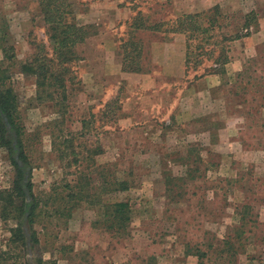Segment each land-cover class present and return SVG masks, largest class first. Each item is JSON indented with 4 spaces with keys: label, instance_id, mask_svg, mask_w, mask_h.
<instances>
[{
    "label": "rangeland",
    "instance_id": "1",
    "mask_svg": "<svg viewBox=\"0 0 264 264\" xmlns=\"http://www.w3.org/2000/svg\"><path fill=\"white\" fill-rule=\"evenodd\" d=\"M4 1H7L8 5L3 6V12L11 11L12 17H15L12 24L14 33H19L25 28L29 31L28 35L30 34L29 42L31 39L45 41L37 0ZM73 1L78 22L93 26L92 32L98 34L91 40L94 43V54H90L91 58H82L83 60L75 65L80 78L92 69L93 65L101 63L99 52L104 44L102 40L107 39L103 36L105 30L110 27L108 21H105L107 16L103 18L96 11L89 16L87 0ZM124 1L133 4L132 7L141 12L149 25L163 22L157 36L138 34V38H135L145 47L141 60L143 68L153 66L157 57L163 58L160 53L163 47L171 46L173 56L169 72L177 69L181 63L178 53L183 45L181 36L185 47L187 38L182 34L163 32L174 23L177 15L169 7L160 6L156 0ZM257 1L259 0H238V6L231 11L223 7L221 17L215 15L212 10L205 11L204 19H216L209 33L212 38L205 46V51L213 50L215 54L213 53L212 58H209L210 55L201 56L200 65L194 70H185L182 81L175 80L170 83L177 91L170 109L152 110V120L140 121L139 117H132L133 124L145 126L146 132L142 134V138L138 137V131L133 135L129 134L127 138L114 141L101 132L111 131L117 126L111 122L100 123H104V126L99 130L98 141L104 147V153L97 158L98 163H114L118 177L128 179L132 184L129 191L117 196V200H127L132 210L129 236L125 239H110L101 227L93 228L91 223L98 217V208L83 206L74 211L67 222L54 220L44 223L46 227L43 230L39 228L40 242L34 251L35 256L54 261L55 264H196V258L184 255L186 243L193 250L203 244L200 248L205 250L204 245H210L214 241L216 243L227 234L235 236L236 231L240 229L241 219L244 218L248 231V234L242 236L241 242L244 246L238 248L239 255L235 262L229 263L231 258L227 257L224 264H258L261 262L259 259L264 261V255L261 256L264 251V154L256 152L259 148H264V105L258 101L257 106H251L249 102H244L248 97L245 99L242 95L233 100L228 95V91L238 83L236 74L241 72L243 67L255 68L259 56H264V38L260 37L255 41L254 54L244 52L247 45L252 43L246 45L245 42L235 39L237 35L243 36L242 38L250 36L259 28L255 23L250 24L248 28L242 26L243 16L254 13L251 7ZM81 2L83 5L77 4ZM227 7L230 8V4ZM22 17L31 19L28 27L18 25L22 22ZM99 17L104 20L96 25L94 21L97 22ZM126 31V25L121 24L114 28L108 38L119 46L120 39L125 41L127 37ZM196 36L198 38L190 42L192 49L201 41L197 34ZM22 37H15L14 42L17 63L25 61L32 52L27 43L21 42ZM175 37H180V42L174 41ZM26 41L28 42V39ZM251 46L253 47V44ZM220 50L224 51L228 63L216 68L214 72L213 61ZM0 60H3L2 54ZM229 63L234 67L240 66V70L234 72ZM12 65L5 63L9 68V84L16 93L22 122L27 132L31 133L52 116L47 109L32 105L35 94L33 79L23 74L18 64ZM259 66L264 70V62L261 61ZM222 68L225 69L224 74L220 72ZM263 70L255 76L262 75ZM204 76H208L206 80H203ZM114 79H107L103 101H91L94 113L99 114L103 109L102 102L114 106L116 99L121 96V88H116L117 82L115 83ZM215 80H218L219 84L212 90ZM179 95L181 99L184 98L181 103L177 100ZM176 102L179 104L178 113L175 109ZM183 111L190 112V115L187 113L185 121L179 114ZM240 113L243 117H248L243 122L237 119ZM246 113L251 114L250 117ZM169 116L173 117L171 124L167 129L161 128L164 123L161 121ZM118 125L119 130L136 129V126L123 120ZM247 127H253L256 131L254 139L251 138L252 131ZM34 147L33 159L37 162L32 170L31 181L34 193L42 194L48 192L53 183L65 179V176L59 163L51 156L50 140L46 134L41 138V147ZM39 157L43 159L40 161ZM187 162L196 163L191 167L194 172L193 179L186 176ZM14 173L7 152L0 148V190L10 189ZM170 179H174L171 186L173 192L166 191L165 187V182L171 181ZM178 193L180 197H177ZM14 225L13 221H9L7 225L0 221V247H4L9 238L5 226ZM243 252L255 260L248 261L245 255L241 254ZM212 259L215 261L213 256Z\"/></svg>",
    "mask_w": 264,
    "mask_h": 264
},
{
    "label": "trees",
    "instance_id": "2",
    "mask_svg": "<svg viewBox=\"0 0 264 264\" xmlns=\"http://www.w3.org/2000/svg\"><path fill=\"white\" fill-rule=\"evenodd\" d=\"M77 4L83 5V2ZM37 5L41 16L40 21L43 23L45 41L31 39L29 42V34L28 44L32 48V52L25 61L17 63L14 47L10 44L11 39H8V35L4 32L0 36V52L3 55V60H0V148L7 152L8 160L15 172L10 189L0 190V221L5 225L9 221H13L15 224L12 227L5 226L9 232V238L7 244L0 247V264H55L54 261L44 260L34 255L40 242L39 228L43 230L46 227L44 223L54 220L67 222L73 212L83 206L98 208V217L92 221L91 226L93 228L101 227L110 239L127 238L132 219L129 202L117 200V196L131 189V182L118 177L117 167L114 163L100 164L97 161V157L104 153V149L98 141L99 130L103 128L104 123L111 122L116 125L120 100L116 99L114 106L107 102L99 114L90 110L88 115L77 103L76 92L80 80L75 65L85 57L91 58L90 54L94 52L92 48L94 43L91 40L98 34L92 32L93 26L78 22L73 0H37ZM132 5L131 11L134 16L125 22H118L116 26L124 24L127 28V37L125 41L120 39L119 44L122 54V71L140 73L146 70L141 65L145 47L141 41H136L135 38H138L139 31L160 32L163 22L149 25L141 12L135 10ZM211 10L215 12V15L221 17L218 8L208 11ZM204 13L205 11L177 16L174 23L163 31L182 34L187 38L186 71L190 68L194 70L196 66L200 65L201 56L210 55L209 58H212L213 53L215 54L213 50L206 52L205 46L212 38L209 33L214 27L216 19L209 17L204 19ZM252 23L258 25L255 14L253 12L245 14L243 28H248ZM196 34L201 38V41L192 49L190 42L198 38ZM242 37L237 35L235 39L239 40ZM223 53L224 51L220 50L213 61L214 72L216 68H221L220 66L228 63V58ZM191 56H195V58L191 59ZM261 61L264 62L263 55L259 56L255 68L243 67V70L236 74L238 83L233 86L237 88V92L234 88L228 91V95L233 100L243 95L245 99L248 97V100L246 99L244 102H249L251 106H257L258 101L264 105V70L259 66ZM5 63L18 64L20 71L34 80L35 95L32 105L43 108V110L47 109L52 116L31 133L27 132L22 122L16 93L9 84V68L5 66ZM261 70H263V76H255L258 72L261 73ZM220 72L224 74L225 69L222 68ZM254 113L258 115L257 112ZM246 115L250 117L251 114L246 113ZM4 117L7 119L6 122ZM246 118L248 117L246 116ZM101 122L104 123L100 124ZM7 124L10 126L9 129ZM162 127L167 129L168 124L163 123ZM135 128H131L133 132L138 130L139 126ZM247 128L252 131L251 138L254 139L256 131L253 127ZM118 130L115 127L111 131H102L101 133L112 135L114 141L125 138ZM140 132L142 133V130L139 129V134H141ZM45 134L50 140L51 156L59 163L65 179L59 183H53L48 192L35 194L31 178L37 161L33 159V149L36 145L41 147V138ZM138 137L142 138V135ZM40 153L42 154V152ZM42 159L39 157L38 160ZM185 164L187 167L186 176L193 179L194 172L191 167L196 163L187 162ZM170 180L165 182V187L166 191L173 192L171 186L174 179ZM185 180L188 179H183V181ZM178 194L177 197H180V193ZM244 221V218L241 219L240 229L236 231L235 236L227 234L216 243L214 241L210 245H204L206 246L205 250L200 248L203 244H199L200 247L197 246L199 248L193 250L186 243L184 255L196 258V264H206V262L224 264L227 257L231 258L229 263L235 262L239 255L238 248L244 246L241 242L242 236L248 234ZM262 253L261 256L264 255ZM241 254L245 255L248 261L255 260L247 253ZM258 261H261L258 264H264L262 259Z\"/></svg>",
    "mask_w": 264,
    "mask_h": 264
},
{
    "label": "crops",
    "instance_id": "3",
    "mask_svg": "<svg viewBox=\"0 0 264 264\" xmlns=\"http://www.w3.org/2000/svg\"><path fill=\"white\" fill-rule=\"evenodd\" d=\"M0 0V36L1 33H6L8 35V39L10 40V44L15 47V37H22L21 42L27 43L28 47L29 44L26 41L28 38V29L23 28L22 31L19 33H14L12 29V24H14L15 17L13 18L10 12H3V6H7L8 2ZM89 2V16L94 14L93 12L96 11L103 16H107L105 21H108L109 30H105L104 36L107 38L105 41L102 40L104 43L101 45L102 51H100L101 55V63L99 65H93L92 69L88 70L83 76L79 78L80 84L77 86L78 90L76 92L77 103L80 105V108L88 113L90 110L93 112V106L91 101L98 100L103 101L104 99V92H106L107 87V79L111 77L115 78V83L117 82L116 88H121V96H119L120 100V110L117 112V120L116 126L118 127L120 121L129 122L131 125L139 126L138 130L134 132H138L139 129L142 130V134H145V126L142 124L132 123V117H139L140 121H147L152 120L154 118V114L151 112L155 109H170L172 107V102L175 99L177 91L175 88L170 85V83H174L175 80L182 81L185 76V45L183 41V37L181 36V42L183 45L181 46V51H179V63L177 69H173L172 72H169L170 63H171V56H173V48L171 46L163 47V51H161V55L163 58L157 57V61H154V65L142 71L140 73H132V72H123L122 71V63H121V50L118 45H116L113 40H111V34L113 33L114 28L118 24L119 21L124 20L123 22L130 20L129 18L133 16V12L131 11L130 3L125 2L124 0H87ZM162 7H169L171 11L180 16L182 14H196L201 13L203 11H207L209 9L218 8L224 11L223 7L226 10H233L238 6V0H156ZM230 4V8L227 5ZM6 8V7H5ZM109 10V11H108ZM251 10H254L255 17L257 19L259 28L254 31L250 36L244 37L239 39L238 41H243L245 44H253V47L247 45L244 52L247 54H254L255 53V46L257 40L260 37L264 38V0H259L253 4ZM14 13V12H12ZM112 16V17H111ZM99 17L98 21H94L96 25L102 20L103 18ZM29 17H22V22L18 25L23 27H28L30 23ZM26 32V33H24ZM138 34H148L151 37L157 36L159 32H149V31H139ZM21 35V36H20ZM161 35V34H160ZM167 38L166 35H162ZM180 37H175L174 41L180 42ZM173 41V42H174ZM93 48V47H92ZM1 54V52H0ZM94 54V52H93ZM170 56V57H169ZM238 59V58H237ZM236 59V60H237ZM91 60V59H89ZM234 64V63H233ZM92 65V64H91ZM231 68L233 67L234 72L240 70V66L234 67L232 63H229ZM236 65V64H235ZM100 68H97L99 67ZM214 66V65H213ZM208 76H204L203 80H206ZM105 79V81H104ZM34 83V80H33ZM216 84H219L218 80L214 81V85L212 88H215ZM35 87V85H34ZM125 88V90H124ZM211 89V88H210ZM206 90V89H205ZM203 90V91H205ZM207 91V90H206ZM35 95V94H34ZM177 99L180 100V103L184 100L181 99V95ZM177 101V102H178ZM176 102V111L179 108V104ZM107 102H102V106H104ZM183 104V103H182ZM181 106V105H180ZM135 108V109H134ZM144 111V113H142ZM94 113V112H93ZM178 113V111H177ZM183 111L179 114L183 116V120H186V116L190 115ZM187 114V115H186ZM262 116L264 117V108L262 109ZM241 122L245 120L246 117H243V114H238L237 116ZM125 118V119H124ZM161 122L170 125L171 120L173 117H166ZM182 118V117H181ZM79 127V126H77ZM126 129V128H125ZM119 131V130H118ZM133 130L129 131H119L123 137L127 138L133 134H135ZM263 137H264V133ZM107 137L112 138V135L106 134ZM258 145V143H257ZM104 149V147H103ZM256 151V150H254ZM254 151L252 153H254ZM256 152H261L264 154V148H259ZM255 152V153H256ZM248 154V153H247ZM251 155V154H249ZM101 156V155H100ZM98 156V157H100ZM97 157V158H98Z\"/></svg>",
    "mask_w": 264,
    "mask_h": 264
},
{
    "label": "water",
    "instance_id": "4",
    "mask_svg": "<svg viewBox=\"0 0 264 264\" xmlns=\"http://www.w3.org/2000/svg\"><path fill=\"white\" fill-rule=\"evenodd\" d=\"M4 121L6 122L7 121V119L4 117ZM7 127H8V129L10 128V126L7 124ZM14 145H15V142L13 143ZM16 159H17V156H16ZM19 163V165H21V163L20 162H18ZM28 200H29V198H28Z\"/></svg>",
    "mask_w": 264,
    "mask_h": 264
}]
</instances>
